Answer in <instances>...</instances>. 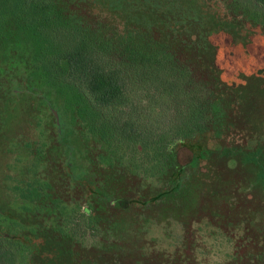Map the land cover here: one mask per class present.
I'll list each match as a JSON object with an SVG mask.
<instances>
[{"label": "rangeland", "instance_id": "obj_1", "mask_svg": "<svg viewBox=\"0 0 264 264\" xmlns=\"http://www.w3.org/2000/svg\"><path fill=\"white\" fill-rule=\"evenodd\" d=\"M39 2L98 37L167 53L200 109L190 120L122 90L93 111L41 75L29 35L0 39V264H264V10ZM147 108L152 119L167 108V122L143 153L110 119Z\"/></svg>", "mask_w": 264, "mask_h": 264}, {"label": "trees", "instance_id": "obj_2", "mask_svg": "<svg viewBox=\"0 0 264 264\" xmlns=\"http://www.w3.org/2000/svg\"><path fill=\"white\" fill-rule=\"evenodd\" d=\"M26 1L27 4L25 0H0V27L3 23L9 29L0 39L12 43L29 35L40 55L41 75L53 85L74 89L93 111L113 106L122 90H128L131 94L139 92L145 98H153L160 106H175L181 116L197 120L199 105L181 84L184 71L170 64L167 53L156 49L138 51L118 37L114 39L106 34L98 37L88 25L67 20L48 4L41 5L40 0ZM252 2L264 10V0ZM121 65L130 67L124 72L127 80L123 83L119 76L126 67ZM162 111L154 119L148 108L140 111L142 117L119 111L110 120L127 138H124L125 144L130 141L129 146L141 147L143 153H149L151 145L156 143L154 139L161 135L157 129H162L161 125L167 122V108ZM3 249L1 244L0 255Z\"/></svg>", "mask_w": 264, "mask_h": 264}]
</instances>
